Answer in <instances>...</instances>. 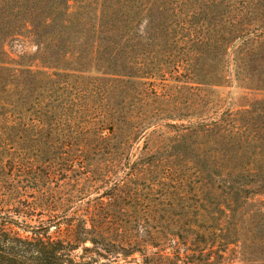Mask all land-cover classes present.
<instances>
[{"label":"trees","instance_id":"trees-1","mask_svg":"<svg viewBox=\"0 0 264 264\" xmlns=\"http://www.w3.org/2000/svg\"><path fill=\"white\" fill-rule=\"evenodd\" d=\"M234 85L264 92V0H0V264H264Z\"/></svg>","mask_w":264,"mask_h":264},{"label":"rangeland","instance_id":"rangeland-1","mask_svg":"<svg viewBox=\"0 0 264 264\" xmlns=\"http://www.w3.org/2000/svg\"><path fill=\"white\" fill-rule=\"evenodd\" d=\"M1 21L8 22V19L6 17H3V18H1ZM24 45H25V50L27 52H29V53L34 52L35 49H34L32 44L24 43ZM6 50L11 54L12 58L18 59L19 58L18 55L22 54L21 52H22L23 48L21 47V43H18L16 45H13V47L7 46ZM28 61H29V59L27 58L26 62H28ZM212 93L215 95V99L217 100L215 106L221 112L223 110H225L226 108H233L235 110H238V109L249 106L255 100L264 99V92H251V91H249L246 93H242V91H240L239 89L236 88V85H234V87L218 88V89L213 90ZM96 196H98V194L95 192L91 195L92 198H94ZM258 199L264 201V198L259 197ZM252 205H254V204H252ZM252 205L249 206L248 209H253L254 207H252ZM55 215H58V214H55ZM59 215H62V214H59ZM68 215L73 216L74 214H68ZM75 215L79 216L81 214H75ZM152 215L155 216L158 214H152ZM161 215H165V214H161ZM172 216H173V218L175 216L176 217H183V216H187V214H172ZM32 224H34V223H32ZM251 224H252V228L249 226L250 227L249 230L251 229V231H254L257 234V236H259V237L264 235V221L263 220L255 219L251 222ZM207 226L212 227L210 224H207ZM234 249L235 248H233L232 250H230L228 252L227 258L223 262H226V263L233 262V261L238 262V259L236 258L237 256L235 255ZM153 250L154 249L151 248L148 251V254H150ZM77 253H79V252H77ZM135 257L138 261L141 259L139 255H136ZM101 262H106V264H112V263L108 262L107 260H101ZM123 263H124V261L120 262V264H123Z\"/></svg>","mask_w":264,"mask_h":264}]
</instances>
